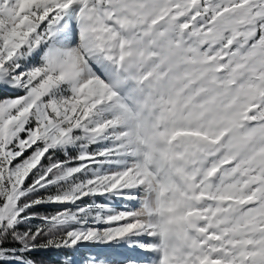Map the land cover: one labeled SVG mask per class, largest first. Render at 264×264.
I'll return each mask as SVG.
<instances>
[{
  "label": "snow or ice",
  "instance_id": "6c2138e0",
  "mask_svg": "<svg viewBox=\"0 0 264 264\" xmlns=\"http://www.w3.org/2000/svg\"><path fill=\"white\" fill-rule=\"evenodd\" d=\"M0 264H264V0H0Z\"/></svg>",
  "mask_w": 264,
  "mask_h": 264
},
{
  "label": "rangeland",
  "instance_id": "374dc122",
  "mask_svg": "<svg viewBox=\"0 0 264 264\" xmlns=\"http://www.w3.org/2000/svg\"><path fill=\"white\" fill-rule=\"evenodd\" d=\"M38 260L39 259H43V260H49V259H52L51 257H47V256H37L36 257Z\"/></svg>",
  "mask_w": 264,
  "mask_h": 264
}]
</instances>
